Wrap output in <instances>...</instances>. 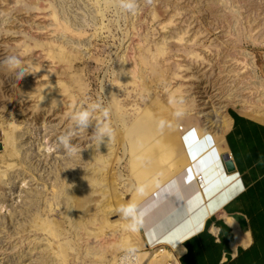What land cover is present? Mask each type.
<instances>
[{
    "label": "rangeland",
    "instance_id": "rangeland-1",
    "mask_svg": "<svg viewBox=\"0 0 264 264\" xmlns=\"http://www.w3.org/2000/svg\"><path fill=\"white\" fill-rule=\"evenodd\" d=\"M123 2L0 0V60L25 69L0 65V264H112L124 246L158 263L135 215L165 185L148 166H190L183 135L225 140L231 109L264 119V0ZM93 102L109 137L92 121L73 152L53 143Z\"/></svg>",
    "mask_w": 264,
    "mask_h": 264
},
{
    "label": "crops",
    "instance_id": "crops-1",
    "mask_svg": "<svg viewBox=\"0 0 264 264\" xmlns=\"http://www.w3.org/2000/svg\"><path fill=\"white\" fill-rule=\"evenodd\" d=\"M228 117L223 149L185 133L191 165L135 208L145 244L178 248L179 264H264V119Z\"/></svg>",
    "mask_w": 264,
    "mask_h": 264
},
{
    "label": "clouds",
    "instance_id": "clouds-1",
    "mask_svg": "<svg viewBox=\"0 0 264 264\" xmlns=\"http://www.w3.org/2000/svg\"><path fill=\"white\" fill-rule=\"evenodd\" d=\"M120 6L124 9H131L130 3H124L120 0ZM22 59L19 55L10 54L0 60V65H4L7 69L13 72L18 78L25 73L22 67ZM109 109L101 103H90L86 108H78L69 113V125L62 131L53 142L58 147H62L66 152H73L78 146L70 143L73 137H77L81 132L85 133L87 125L95 121V130L91 135V139L98 145L102 137H109L112 132L108 121ZM129 230H132L131 228ZM130 253V249H126Z\"/></svg>",
    "mask_w": 264,
    "mask_h": 264
},
{
    "label": "bare ground",
    "instance_id": "bare-ground-1",
    "mask_svg": "<svg viewBox=\"0 0 264 264\" xmlns=\"http://www.w3.org/2000/svg\"><path fill=\"white\" fill-rule=\"evenodd\" d=\"M192 137L194 138L195 141H198V140H200L203 136H201V135H196V134L194 135V134H193ZM9 139L11 140L12 137L9 136ZM216 142H217L218 146H219L221 149L224 148V146L222 147V145L225 144V140H223V139H218ZM223 151H224V150H223ZM221 154H222V153H221ZM160 156H161V157H160V160H161L162 162H165V164H168V162H169L168 159H165V157H164L162 154H161ZM170 163H171V160H170ZM187 165H189V164H187L186 161H177L174 165L171 163V167H170V168L165 167V168L162 170V172H161V171H159V172L154 171V167H153V165H149V166H148V169H151V175H152L153 173H155V174L157 175V177H158L160 180H162V182L166 185L168 182L171 181L172 178H174L177 174H179V173H178V170H177V168L179 169V166L185 168ZM195 173H196V172H195ZM151 175H150V176H151ZM202 180H203V177H202ZM148 186H150V185H148ZM201 189H202V188H201ZM152 195H153V194L148 193V192L143 191V190H139V191H138V196H142V197L144 198V200L148 199V198L151 197ZM127 248H132V246H129V247L124 246V247H123V250L125 251V254H123L122 256L118 257V258H117V262H115V260H112V264H138V255H137V254H132V255L127 254V253H126V249H127ZM173 252L175 253V254H174L175 256H179V254H180V251H179L178 248H177L176 250H173ZM113 253H115V252H113ZM171 257H172V255L168 252V253H166L165 257H161V258H159L158 263H156V264H165L166 261H168V259H170Z\"/></svg>",
    "mask_w": 264,
    "mask_h": 264
},
{
    "label": "built area",
    "instance_id": "built-area-1",
    "mask_svg": "<svg viewBox=\"0 0 264 264\" xmlns=\"http://www.w3.org/2000/svg\"><path fill=\"white\" fill-rule=\"evenodd\" d=\"M197 181H198L199 185H201V186L203 185L202 175L197 176ZM154 247L159 248L160 252L165 250L172 255V257L170 259H168V261H166L165 264H179V257L174 255L175 253L173 252V249H169L168 247H165V246L161 247V245L154 246Z\"/></svg>",
    "mask_w": 264,
    "mask_h": 264
},
{
    "label": "water",
    "instance_id": "water-1",
    "mask_svg": "<svg viewBox=\"0 0 264 264\" xmlns=\"http://www.w3.org/2000/svg\"><path fill=\"white\" fill-rule=\"evenodd\" d=\"M223 159H224V162H225V166H226L227 171L229 173L234 172L235 171V166L233 164V161L231 159H229V156H224Z\"/></svg>",
    "mask_w": 264,
    "mask_h": 264
}]
</instances>
